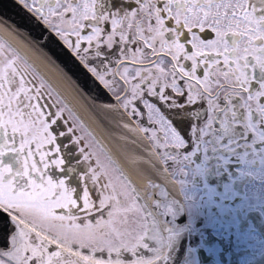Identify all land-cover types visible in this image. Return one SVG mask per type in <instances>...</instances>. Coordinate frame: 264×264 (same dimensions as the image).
I'll return each mask as SVG.
<instances>
[{"label":"snow or ice","instance_id":"obj_1","mask_svg":"<svg viewBox=\"0 0 264 264\" xmlns=\"http://www.w3.org/2000/svg\"><path fill=\"white\" fill-rule=\"evenodd\" d=\"M9 7L0 264H264V0Z\"/></svg>","mask_w":264,"mask_h":264},{"label":"water","instance_id":"obj_2","mask_svg":"<svg viewBox=\"0 0 264 264\" xmlns=\"http://www.w3.org/2000/svg\"><path fill=\"white\" fill-rule=\"evenodd\" d=\"M16 10L15 9H11L9 8H4V9H0V12H3V14L5 16L11 17V19L16 20L17 22H19L20 17L17 15H14V12ZM69 102L74 104L75 101H73L71 95L68 96ZM77 109L79 111V115L81 117V119H83L86 123L90 124L93 128L96 129V131L104 136H107L108 134H110L112 131H114L111 128H105V129H101L99 127L96 126V124L93 123V114L89 111H86L82 108H79V106H77Z\"/></svg>","mask_w":264,"mask_h":264}]
</instances>
